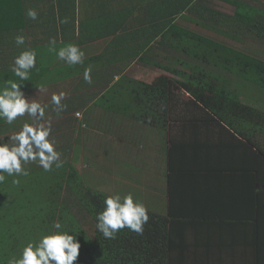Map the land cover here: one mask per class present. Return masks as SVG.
Listing matches in <instances>:
<instances>
[{"label": "trees", "instance_id": "16d2710c", "mask_svg": "<svg viewBox=\"0 0 264 264\" xmlns=\"http://www.w3.org/2000/svg\"><path fill=\"white\" fill-rule=\"evenodd\" d=\"M186 1L170 25L137 31L160 37V50L171 53L165 69L176 77L116 93L129 99L120 109L170 134L164 213L147 209L142 234L124 228L106 239L96 216L111 195L85 187L73 165L65 173L64 163L47 172L28 164L27 177L0 184V264L56 221L81 245L74 264H264V112L243 103L264 98V60L225 39L240 33L264 43V0H219L233 15ZM106 101L104 94L99 104ZM202 136L218 139L215 151H201Z\"/></svg>", "mask_w": 264, "mask_h": 264}, {"label": "crops", "instance_id": "0c3cea01", "mask_svg": "<svg viewBox=\"0 0 264 264\" xmlns=\"http://www.w3.org/2000/svg\"><path fill=\"white\" fill-rule=\"evenodd\" d=\"M196 1H200L204 6L214 5V1L226 4L219 0ZM186 2L0 0V16L3 12L6 14L4 22L0 17L2 75L7 73V76L11 77L9 66L21 51L35 50L38 71L34 69L31 79L24 82V90L29 95H35L38 85H46V92L37 93L36 98L42 103H49L45 118L53 123L50 140L54 137L53 127L68 122L72 128L74 146L77 145L78 151H104L105 155H109L106 162L113 168L110 170L112 181L121 176L120 182L130 185V179L122 168L126 164L135 163L128 160V156L131 157L134 153L140 154L139 158L144 164L149 160V163L156 164L157 170H161L162 166L166 177L167 166L164 162L167 161L166 152L170 151L171 147L170 134L143 123L129 111L120 109L119 105L126 106L129 99L119 98L116 93L129 92L131 87L134 88L133 82L152 85L159 82L161 77H176L165 69L166 66H172L171 61L166 63L164 57L171 56V53L166 54L160 50V37L155 38L154 31L152 35L137 31L170 25L172 17L184 9ZM29 9L37 12V19L32 20L27 16ZM17 35L25 37L24 45H16ZM50 39L56 40L57 49L68 44L77 45L85 53L84 63L70 67L55 54L49 53ZM89 66L92 68L91 84L83 79L84 69ZM59 92L65 93L62 103L66 105V109L57 114L49 109L52 108L51 95ZM104 94H107V101L104 106H99ZM53 112L56 115H53ZM77 113H80V116L77 117ZM50 115L56 120H49ZM25 121L30 122L27 116L18 117L17 122L9 125V134L19 131L20 124ZM94 133L105 139L104 148L101 144L94 146L97 136ZM218 143L217 138L207 139L202 136L198 144L201 151H215ZM64 149L55 148L56 151H63V159L66 157ZM156 151H161L163 155L157 158L156 153L159 152ZM123 154H126L124 158ZM159 163L161 166L157 165Z\"/></svg>", "mask_w": 264, "mask_h": 264}, {"label": "clouds", "instance_id": "9594fccd", "mask_svg": "<svg viewBox=\"0 0 264 264\" xmlns=\"http://www.w3.org/2000/svg\"><path fill=\"white\" fill-rule=\"evenodd\" d=\"M27 16L35 20L37 12L29 9ZM66 22V21H63ZM17 46L25 44V37H15ZM48 52L65 62L68 66L82 65L85 53L75 44H68L57 49L56 40L50 39ZM37 69V52L33 49L21 51L9 66L11 77L0 80V121L7 125L17 122V118L27 116L29 121L20 124V130L10 134L6 141L0 142V184L6 181V175L27 177V165L36 162L44 171H51L63 166L61 153L55 150V141L50 140L51 123L45 113L49 103H42L36 98L37 93L46 92L45 84L36 88L35 95L26 93V81L31 79L33 70ZM91 66L84 69L83 79L92 83ZM64 92L53 93L50 98L51 110L57 114L66 109L62 103ZM80 116V113L76 114ZM12 184L19 185V179ZM96 229L106 239H112L121 229L127 228L142 234L144 225L149 220L146 207L135 202L132 195H111L104 200V210L96 216ZM47 234H41L36 241H30L23 248L19 258L12 257L8 264H74L80 255L81 245L73 234L64 230L63 224L56 221Z\"/></svg>", "mask_w": 264, "mask_h": 264}, {"label": "rangeland", "instance_id": "374dc122", "mask_svg": "<svg viewBox=\"0 0 264 264\" xmlns=\"http://www.w3.org/2000/svg\"><path fill=\"white\" fill-rule=\"evenodd\" d=\"M214 2L215 4L212 7H215L217 11L219 10V12L225 13L227 15L234 14L235 8L233 6L218 1ZM260 7L264 9V3L263 5H260ZM239 37L240 38L238 40L225 38L227 39L226 44L254 58L264 60L263 42L253 39L251 36L242 35L240 33ZM258 98L260 99L247 100V98L243 96V103L264 112V98ZM99 106L101 105L99 104ZM49 111H51V109H49ZM53 115L56 114L53 112ZM49 120L54 121L56 119L54 116L50 115ZM52 125L53 123H51V126ZM95 126L99 127V125ZM53 128L55 129L53 132L54 137L51 140L55 141V148H65V159L62 158L63 151H58L61 153V161H64V165H66L65 173L68 171V166L73 165L72 168H74L79 182L83 183L85 187L107 193L108 195L119 194L123 197L125 195L131 194L134 201L142 203L146 209L150 211H157L162 214L164 213V205L162 203L160 204V202L165 201V196H163V194L165 195L167 183L165 180L166 177L164 174V168H162L160 163L157 165L161 166V170H157L156 164L153 162L149 163V160H146L144 164L143 160L139 158L140 154L134 153V155L131 157L128 156V160H133L138 164L135 165V163H130L126 164L124 168H122L126 173L125 175L130 179V185L127 186L125 184V186L120 182L121 176L117 177L115 180L113 179V181L110 179V170H113V168L107 164L106 158H108L109 155H105L104 151L77 150V145L74 146L70 123L64 122L60 126H54ZM55 132L58 133L55 134ZM9 135V125L5 124L0 130V142L6 141ZM104 141L105 139H101L99 135H97L96 140L94 141V146L101 144L102 148H104ZM75 147L76 151L74 149ZM156 152H159L156 153L157 158H159L160 155H163L161 154V151ZM125 155L126 154H123V158ZM144 158L145 157H143V159ZM29 164H32L33 168H38V170L44 171L43 168H41L36 162H30ZM80 223L83 224L85 229L93 233L94 224L90 218L81 215Z\"/></svg>", "mask_w": 264, "mask_h": 264}]
</instances>
